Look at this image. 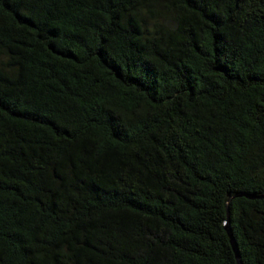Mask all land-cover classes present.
I'll list each match as a JSON object with an SVG mask.
<instances>
[{
	"label": "trees",
	"instance_id": "trees-1",
	"mask_svg": "<svg viewBox=\"0 0 264 264\" xmlns=\"http://www.w3.org/2000/svg\"><path fill=\"white\" fill-rule=\"evenodd\" d=\"M226 221L264 264V0H0V264H238Z\"/></svg>",
	"mask_w": 264,
	"mask_h": 264
},
{
	"label": "water",
	"instance_id": "water-1",
	"mask_svg": "<svg viewBox=\"0 0 264 264\" xmlns=\"http://www.w3.org/2000/svg\"><path fill=\"white\" fill-rule=\"evenodd\" d=\"M239 195H245V196H247L249 198H255L256 197L254 195H250V194H246V193H240ZM225 229L227 230L228 234L230 235L231 242H232V245H233V248H234V251H235V255H236V259L238 261V264H243L241 259H240V254L238 253L236 242H235L234 238H232L231 229L229 227V221L225 222Z\"/></svg>",
	"mask_w": 264,
	"mask_h": 264
}]
</instances>
